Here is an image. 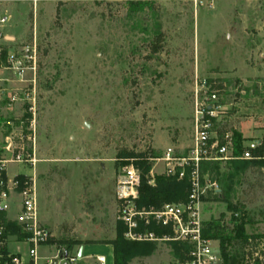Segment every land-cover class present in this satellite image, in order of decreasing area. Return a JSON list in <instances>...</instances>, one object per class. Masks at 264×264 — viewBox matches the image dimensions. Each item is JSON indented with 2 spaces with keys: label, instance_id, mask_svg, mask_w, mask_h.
<instances>
[{
  "label": "rangeland",
  "instance_id": "1",
  "mask_svg": "<svg viewBox=\"0 0 264 264\" xmlns=\"http://www.w3.org/2000/svg\"><path fill=\"white\" fill-rule=\"evenodd\" d=\"M2 16L8 20L0 28V159L33 155L34 171L7 164V175L35 173L42 224L60 241L81 242L84 258L114 264L104 244L116 238L118 170L149 164L167 147L178 154L190 147L201 83L212 81L218 93L220 133L264 136V0H220L212 8L0 0ZM24 46L35 47L36 65L19 76L7 57L22 58ZM209 178L219 193L201 205L204 222L231 229L232 219H245V234L264 231V161L245 170L242 162L221 164ZM230 250L235 264L246 263L240 244ZM173 253L170 245L145 247L128 264H168Z\"/></svg>",
  "mask_w": 264,
  "mask_h": 264
},
{
  "label": "built area",
  "instance_id": "2",
  "mask_svg": "<svg viewBox=\"0 0 264 264\" xmlns=\"http://www.w3.org/2000/svg\"><path fill=\"white\" fill-rule=\"evenodd\" d=\"M124 3L156 5L161 3H187L195 7H210L220 0H118ZM8 18L0 17V28ZM4 39L0 31V40ZM1 49V48H0ZM25 56L7 57V66L22 76L27 65L32 70L36 65V49L24 46ZM25 99L29 94L23 95ZM23 97V98H24ZM12 102L19 101L12 95ZM194 117L191 145L184 153H176V148L167 147L162 153L149 158L151 168L145 177L146 185L154 188L155 178L161 175L177 182H186L188 192L185 201L163 203L160 206L140 203L141 171L132 162L119 168L115 180L116 224L123 228L122 237L131 243H147L177 246L180 258L174 257L168 264H223L216 240L205 238L201 205L210 195L219 193L218 185L204 174V163L253 162L264 160L262 137L243 140L241 151L235 154L232 132L218 131L217 111L220 109L218 93L211 85L203 82L194 93ZM33 111V106L28 112ZM33 131V124L29 125ZM8 148V147H7ZM135 160V159H133ZM7 164L29 165L34 171L36 160L33 155L13 154L9 161L0 159V264H78L79 246L73 241L60 240L46 228L39 217L38 191L35 173L29 177L6 179ZM162 167L161 173L156 167ZM15 217L11 218L10 215ZM246 263L255 259L262 261L263 241L248 240L244 248ZM95 264H106L103 256L93 258Z\"/></svg>",
  "mask_w": 264,
  "mask_h": 264
},
{
  "label": "trees",
  "instance_id": "3",
  "mask_svg": "<svg viewBox=\"0 0 264 264\" xmlns=\"http://www.w3.org/2000/svg\"><path fill=\"white\" fill-rule=\"evenodd\" d=\"M130 5H140L130 3ZM158 49H154L153 52H158ZM2 59L6 57V51L3 49L1 53ZM212 83L208 81L207 84ZM215 88V87H213ZM219 88V87H218ZM234 138L235 144V154H239L241 151V144L243 142L242 135L235 131H231ZM264 142V136H263ZM262 161H253V162H242V168L245 170L246 164H259L263 163ZM141 169V186H140V203L142 205H154L160 206L163 203H173V202H182L185 201L188 192V185L184 182H177L173 179H168L163 176L156 177V185L154 188H151L146 185L145 176L148 174L151 164L146 162L137 163ZM217 170V165L215 163H204L202 171L204 174L211 175L213 171ZM226 194V193H224ZM227 197V195H226ZM225 202H228V197L222 199ZM230 207H232L230 205ZM234 209V208H233ZM245 219L234 220L232 219V228L220 224L219 221L211 220L204 222V237L212 240H216L219 243L220 253L223 259V264H235V257L232 254L230 247L234 243L240 244L243 248L248 244V240L261 239L263 241V251L261 252L262 261L259 262L255 259L254 264H264V234L259 235H247L244 233ZM123 228L116 224V238L113 241L107 243L113 248V261L114 264H128L129 257L132 252L138 251L140 254L143 253V248L149 247L154 249L155 246L147 243H131L127 242L122 237ZM61 243H66V241H60ZM75 245H83L79 241L72 242ZM173 255L176 258H180L179 250L180 248L173 245ZM142 250V251H141Z\"/></svg>",
  "mask_w": 264,
  "mask_h": 264
},
{
  "label": "crops",
  "instance_id": "4",
  "mask_svg": "<svg viewBox=\"0 0 264 264\" xmlns=\"http://www.w3.org/2000/svg\"><path fill=\"white\" fill-rule=\"evenodd\" d=\"M261 32H259L258 34L259 35H261L260 34ZM5 39H6V37H5ZM237 132H239L241 135H242V138L243 139H245L246 138V136L243 134V132L241 131V130H236ZM232 163H234V162H232ZM221 164H231V163H220V164H218V165H221ZM218 165H217V167H218ZM22 174V173H21ZM16 175V174H15ZM15 175H13L12 176V179H13V177L15 176ZM6 178H7V180L8 181H10V180H12V179H9V176L7 175V172H6ZM247 235H259V234H264V231L262 232V231H259V232H257V231H254V232H247L246 233ZM105 246H110V247H112L111 245H108V244H104ZM79 246V250H80V248L82 247V254H83V252H84V245H78ZM102 246V245H101ZM113 249V248H112ZM96 256H98V255H95V256H91V255H88L86 258H84V256H83V260L82 261H88V260H93V258L94 257H96ZM93 264H95L94 263V260H93Z\"/></svg>",
  "mask_w": 264,
  "mask_h": 264
},
{
  "label": "water",
  "instance_id": "5",
  "mask_svg": "<svg viewBox=\"0 0 264 264\" xmlns=\"http://www.w3.org/2000/svg\"><path fill=\"white\" fill-rule=\"evenodd\" d=\"M81 253H82V247H81L80 250H79L78 257L81 256Z\"/></svg>",
  "mask_w": 264,
  "mask_h": 264
}]
</instances>
